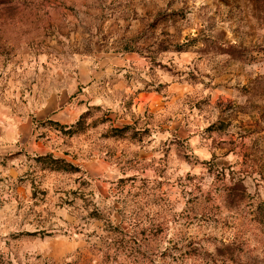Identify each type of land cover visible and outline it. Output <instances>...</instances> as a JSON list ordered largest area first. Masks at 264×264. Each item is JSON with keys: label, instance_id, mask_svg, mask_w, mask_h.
I'll list each match as a JSON object with an SVG mask.
<instances>
[{"label": "rangeland", "instance_id": "1", "mask_svg": "<svg viewBox=\"0 0 264 264\" xmlns=\"http://www.w3.org/2000/svg\"><path fill=\"white\" fill-rule=\"evenodd\" d=\"M0 264H264V0H0Z\"/></svg>", "mask_w": 264, "mask_h": 264}, {"label": "crops", "instance_id": "2", "mask_svg": "<svg viewBox=\"0 0 264 264\" xmlns=\"http://www.w3.org/2000/svg\"><path fill=\"white\" fill-rule=\"evenodd\" d=\"M17 135L19 136V132H17Z\"/></svg>", "mask_w": 264, "mask_h": 264}]
</instances>
